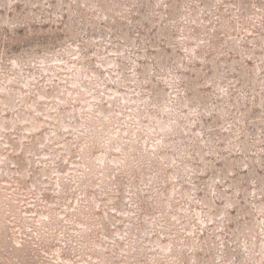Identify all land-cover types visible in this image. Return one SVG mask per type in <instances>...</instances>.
Segmentation results:
<instances>
[{
  "label": "rangeland",
  "instance_id": "obj_1",
  "mask_svg": "<svg viewBox=\"0 0 264 264\" xmlns=\"http://www.w3.org/2000/svg\"><path fill=\"white\" fill-rule=\"evenodd\" d=\"M19 24L0 264H264V0H0Z\"/></svg>",
  "mask_w": 264,
  "mask_h": 264
},
{
  "label": "trees",
  "instance_id": "obj_2",
  "mask_svg": "<svg viewBox=\"0 0 264 264\" xmlns=\"http://www.w3.org/2000/svg\"><path fill=\"white\" fill-rule=\"evenodd\" d=\"M13 5H15V8H18V7L22 6V3L20 2L19 4H16V2H15ZM48 11H50V10H48ZM60 18H66V15L61 16ZM59 24L62 25L63 22L61 21ZM39 25H40V23L37 22L36 25H32L30 27L33 30H35L36 27H38ZM26 30H27V28L25 26L20 25V24L14 25V26H2V27H0V37H1L0 39H2V38L6 39L4 41H6L8 51H10V50L13 51V50L17 49L20 41H22V39L25 37ZM11 169H13V166H12V168H10V170ZM11 180L14 181L17 179L11 178ZM18 189L19 188H17V190ZM32 195L35 196L36 194L33 192ZM41 197H42V199H47V198H49V194H46L44 192V193H42Z\"/></svg>",
  "mask_w": 264,
  "mask_h": 264
}]
</instances>
